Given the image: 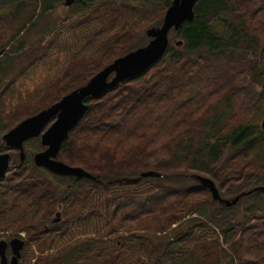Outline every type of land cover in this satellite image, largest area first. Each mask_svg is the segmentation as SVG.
<instances>
[{
  "label": "trees",
  "instance_id": "1",
  "mask_svg": "<svg viewBox=\"0 0 264 264\" xmlns=\"http://www.w3.org/2000/svg\"><path fill=\"white\" fill-rule=\"evenodd\" d=\"M60 1L50 0L43 10ZM172 1L146 0L140 6L137 0H103L97 21L86 12L76 14L94 6L95 0H81L70 9L79 20H57L33 46L16 43L0 63L1 123L17 119L3 118L8 95L56 50L64 47L73 55L28 96L17 117L49 108L118 58L146 46L147 29L162 24ZM194 10L195 19L172 32L174 44L162 60L85 100L90 108L58 159L94 180L37 167L36 153L26 154L27 162L0 180V230L27 233V246L38 252L31 253L29 264H253L243 259L247 252L256 264L264 260V131L256 123L264 102V0H201ZM106 16L111 22L100 25L107 34H96ZM130 20L135 26L143 22V29L131 31ZM179 40L182 46H176ZM218 83L222 88L215 87L218 96L212 97L219 99L199 109V94L204 103L207 87ZM160 124L172 131L169 137L149 138ZM32 143L35 152L45 150L40 139ZM149 171L161 176L140 178ZM202 174L220 186L230 178L240 189L260 190L244 197L251 199L244 208L227 207L195 179ZM51 233L55 236L48 237ZM83 234L90 236L78 237ZM57 240L69 246L44 257Z\"/></svg>",
  "mask_w": 264,
  "mask_h": 264
},
{
  "label": "water",
  "instance_id": "2",
  "mask_svg": "<svg viewBox=\"0 0 264 264\" xmlns=\"http://www.w3.org/2000/svg\"><path fill=\"white\" fill-rule=\"evenodd\" d=\"M76 1L63 0L66 7H72ZM200 1L173 0L165 13L161 27H153L146 31V35L150 39L146 46L118 58L111 65L97 73L86 85L74 90L49 108L25 119L4 135L3 139L7 147L20 151V164L23 165L26 160L24 144L31 139L41 136V143L46 149L35 154L34 163L37 167L45 168L52 173L64 177L94 180L95 178L83 169L70 166L58 160V155L69 134L83 120L90 108L85 100L89 97L99 98L103 96L128 79L137 77L148 71L162 60L170 47L169 33L172 30L178 31L185 23L192 22L195 19L194 8ZM182 45V40L176 42V46ZM51 122L52 124L45 129ZM261 128L264 131V117ZM10 163L11 156L8 153L0 154V180L7 176L11 168ZM160 176L159 173L149 171L141 173L140 178ZM195 179L210 191L214 201L227 207L236 206L245 196L260 190L257 187L249 192L241 193L233 199H224L221 197L220 191L212 179L202 176H196ZM60 217L61 214L57 213L55 223L60 222ZM10 244L14 252L11 264H19L20 252L25 244L19 239L11 241ZM7 247V242L0 241L1 264H8L6 257Z\"/></svg>",
  "mask_w": 264,
  "mask_h": 264
},
{
  "label": "rangeland",
  "instance_id": "3",
  "mask_svg": "<svg viewBox=\"0 0 264 264\" xmlns=\"http://www.w3.org/2000/svg\"><path fill=\"white\" fill-rule=\"evenodd\" d=\"M62 1L63 0L55 3V6H53V8H54L53 10L44 11L43 10L44 8L50 7V0H0V19L4 21L3 25L0 24V63L3 59L6 58L7 53L11 51V49L14 47V45L16 43H20V44L22 42L29 43L28 47L35 45V43L38 42L42 38L41 35H43V33L45 35L48 34L49 26L54 24L57 20H58V22L60 21L59 24H65L68 21L70 23H72L76 20H79L78 16H76V17L72 16L74 14L73 11L70 12L71 10H68V9H66V7L62 6V4H61ZM102 1L103 0H95L94 6H90L89 8L87 7L84 10H80L76 14L83 15L86 12L87 17H90L94 20H97L95 17L98 16V12L95 10L98 9V6L100 5V3ZM137 1L139 2L140 6H145L144 4H145L146 0H137ZM25 4L27 6H25ZM33 16H34V18L31 20V18ZM62 16L63 17L69 16L68 18L70 20H65L64 22H61ZM164 16H165V14H164ZM41 17L43 19L41 21L40 28H38L37 25L40 22L39 18H41ZM134 17H136V19L140 18V16H134ZM262 19L264 20V16H262ZM103 20L104 21H101V22H105V23H101V22L98 23V28L102 29V31L99 33L107 34L106 33L107 26L106 25H100V24L110 23L111 18L106 16ZM118 20H119V24L121 25L123 19L121 17H118ZM97 21H99V20H97ZM130 21L132 22V24L134 26V27L128 26L131 31H134V30L139 31V30L143 29V25H144L143 22L139 21L140 25L135 26V24H134L135 21H133V20H130ZM161 25L158 27H161ZM61 27L62 26L60 25V28ZM148 29H150V28H148ZM173 31L174 30H172L169 33L170 44L171 43L174 44V42L171 38ZM96 34H98V33H96ZM13 35H14V39H13ZM66 37L69 40H67L66 38H64V39L67 40L71 44L73 41H72V39H70V36L67 34ZM11 39L14 41L9 46V45H7V42ZM64 39H61L59 45L63 46L65 44V42L63 41ZM149 41H150V39H148L147 44L149 43ZM76 48H78L77 52H78V50H81L78 46H76ZM56 51L57 52L55 54L51 55L45 61H43L38 68H36L32 72H30L28 77L24 78V80L20 83V85L17 87V89L8 95L9 101L6 104H4V108H6L7 110L4 111L3 118H4V116H6V118H5L6 121H7V119H10V120L13 119L14 120V118H17L16 120H14V122L9 123V124H7V122H5L4 120H2V122H4L3 124L0 121V152H1L0 154L9 152L12 156L11 163H13V164L10 163L11 169L8 172V174L11 171H15L16 168H13L12 166L20 164V159H19L20 154L18 151H15V150L9 151V147H7L3 137L9 131H11L13 128H15L19 123H21L22 121H24L26 119V118L17 117V112H18L17 110L22 106V104L24 102L26 103L28 101L27 100L28 96L33 91H35L36 89L43 87L51 79H54L56 77L55 74L57 73V70L61 66H63L70 59V57L73 55V53L71 51L65 49L64 47H63V49L59 48V50H56ZM30 54H33V56H37V52L34 50L31 51ZM84 54L86 56H90L91 54H93V52L91 50V51L85 52ZM217 79L224 80V78H217ZM215 87L222 88V84L221 83L211 84L207 87L205 96L208 98L206 99V101L204 103H203V93L199 94V99H198V102L196 104V106L199 109L202 108L203 105H205V106L206 105H212V104L216 103L215 101L217 99H219L218 97H212L213 95L218 96V91L216 89H214ZM261 89H262V87L260 88V90ZM202 92H203V90H202ZM198 103H200V104H198ZM240 107H241V105L236 106L237 109H239ZM263 117H264V102L262 104L261 116L257 117V120H256V123L260 126H261ZM52 122L49 123L45 129H47L52 124ZM170 125H173V122H171ZM171 133H172V131H170L168 129H161V124H160L159 130H155V131L149 133L148 136H149V138L167 139ZM34 139H31L24 144L25 153L27 155H33L35 153L36 154L39 153V152H35L36 151L35 144L32 143V141ZM37 139H40V141H41V136L38 137ZM106 143L107 142H104V145ZM27 159H26V162H27ZM33 162H34V159H33ZM28 164H31V163L28 162ZM197 176H202V177L212 179L210 176H208L206 174L197 175ZM213 181L216 183V185L220 191V195L224 199H233V198H235L236 195L238 196V194L240 195L241 193L249 192L253 188H255L254 186L249 185L247 187H243L242 189H240L238 186L240 183L238 184L237 181H235V183H233V181H231L230 178L228 180L227 186H220L218 181H216V180H213ZM236 188H238V190H239V193H237V194L235 193ZM250 200L251 199H249V198L241 199V201L238 203L239 207L244 208L245 206H247V204L249 203ZM60 211H61V209H60ZM60 211H58V213L61 214L62 211L61 212ZM196 216L201 217L202 219L205 220V218L203 217V214H200V216L199 215H196ZM56 217H57V215L54 216V218H56ZM184 221H185V219H184ZM178 225L179 224H174L172 226V229H174L176 231ZM174 230H171V231H174ZM20 234L25 235V233H23V232H20L19 235ZM11 235H15V234H13V232L11 233L10 231L0 230L1 240L5 239L4 237H8ZM240 238L241 237L238 236L237 240H241ZM247 242H249V241H247ZM223 246L225 248L227 247V245H225V244ZM34 250H35V247H33L32 250H29V252L32 253V251H34ZM37 253L38 252L36 251V254ZM262 253L264 255V248L262 249ZM242 256H243L244 260H248V261H251L253 264H256V261L254 260L253 256L250 257V252H247L246 254H244ZM30 261H32V260H30ZM237 261L238 260H236V264H238ZM168 264H170V262H168ZM259 264H264V260H262Z\"/></svg>",
  "mask_w": 264,
  "mask_h": 264
},
{
  "label": "flooded vegetation",
  "instance_id": "4",
  "mask_svg": "<svg viewBox=\"0 0 264 264\" xmlns=\"http://www.w3.org/2000/svg\"><path fill=\"white\" fill-rule=\"evenodd\" d=\"M78 1H81V0H77L76 1V3L78 2ZM76 3L73 5V6H75L76 5ZM84 5H85V2L83 1L82 2ZM61 4H62V6L63 7H66L65 5H64V3H63V1L61 2ZM82 4V8H84V5ZM72 6V7H73ZM72 7H66V9H68V10H70ZM86 8V7H85ZM102 31V29L101 28H98V27H96L95 29H94V32H96V33H99V32H101ZM18 151L19 152V154H20V151L19 150H17V149H14V148H9V151ZM1 153V152H0ZM12 153V152H11ZM4 154V153H3ZM8 154L11 156V154L8 152ZM11 158H12V156H11ZM19 159H20V157H19ZM11 164H13V163H11ZM13 168H17V167H19V164L18 165H15V166H12ZM57 215V214H56ZM56 219V218H55ZM55 219H54V221L53 222H55ZM23 233H25V235H22V234H20L19 236H16V235H11V236H8V237H4L5 239H3V240H1V237H0V241H5V242H7L8 243V247H7V250H6V257H7V263L8 264H11V262H12V258L14 257V252H13V248H12V246H11V241H13V240H15V239H19V240H21V241H23L24 242V247H23V249L21 250V252H20V254H21V257H20V259H19V264H29V259H30V257H31V253L29 252V250H32L33 249V246H30V245H28L27 246V242H28V236H27V233L25 232V231H23ZM84 235V234H83ZM78 235V237H80V238H82V239H86L87 237H89L90 236V234H88V235ZM51 236H55V235H53L52 233L51 234H49L48 235V237H51ZM66 240H64L63 241V243H61V240H57V242L50 248V249H47L46 251H45V253H44V257H54V255H56L57 253H59V251H60V249H61V246L62 247H66V246H69V243L68 242H66V243H64ZM33 252H35L36 253V251L34 250V251H32V253ZM0 264H1V257H0Z\"/></svg>",
  "mask_w": 264,
  "mask_h": 264
}]
</instances>
